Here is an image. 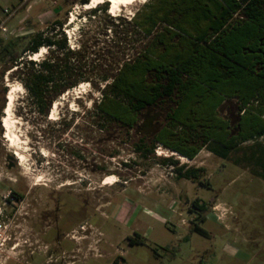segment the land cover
<instances>
[{
	"label": "rangeland",
	"instance_id": "rangeland-1",
	"mask_svg": "<svg viewBox=\"0 0 264 264\" xmlns=\"http://www.w3.org/2000/svg\"><path fill=\"white\" fill-rule=\"evenodd\" d=\"M148 1L114 14L109 4L108 14L132 19ZM19 5L2 37L48 31L55 20L65 24L75 5L81 15L68 29L80 27L74 30L80 46L84 32L98 24L80 0H0V19L2 10ZM1 65L0 105L5 99L7 107L15 91L10 117L16 142L5 137L4 110L0 264H264V162L254 149L229 159L203 149L188 160L159 144L143 158L129 136L97 126L92 111L101 95L91 85L59 97L43 118L24 108L27 93L10 73L15 68L2 74ZM168 157L178 165L163 164ZM181 166L204 171L195 180L180 178L175 169ZM110 176L117 182L104 184ZM136 234L142 242L130 245Z\"/></svg>",
	"mask_w": 264,
	"mask_h": 264
},
{
	"label": "trees",
	"instance_id": "trees-1",
	"mask_svg": "<svg viewBox=\"0 0 264 264\" xmlns=\"http://www.w3.org/2000/svg\"><path fill=\"white\" fill-rule=\"evenodd\" d=\"M108 10L104 3L87 11L98 24L84 32L78 50L69 48L60 20L48 31L0 35L2 74L15 68L10 73L27 93L24 108L46 118L59 97L87 83L101 95L92 111L97 126L129 136L143 158L160 144L190 160L203 148L222 159L249 148L264 162V0H149L132 19ZM42 47V59L28 58ZM165 100L174 107L160 136L150 144L135 137L142 112ZM230 100L241 115L233 127L219 112ZM5 107L4 99L0 122ZM162 162L178 165L171 157ZM184 169L176 168L177 176L192 180L203 171ZM141 242L137 234L129 239Z\"/></svg>",
	"mask_w": 264,
	"mask_h": 264
},
{
	"label": "flooded vegetation",
	"instance_id": "flooded-vegetation-1",
	"mask_svg": "<svg viewBox=\"0 0 264 264\" xmlns=\"http://www.w3.org/2000/svg\"><path fill=\"white\" fill-rule=\"evenodd\" d=\"M173 107H174L173 103L170 101H166V100L162 101V102H158V103L156 102L155 104L148 106L147 109L144 112H142L139 125L134 129L135 137L142 138L145 140L146 143L150 144L153 139L160 136L165 125L169 122V115L171 114V109ZM229 109H230V106H227L225 108V110H224L225 113H223V116L226 119V121L230 124ZM152 112H154V115L151 114ZM148 123H150V124H148ZM203 149H206V148H203ZM174 153H176V152H174ZM212 154H214V153H212ZM197 155L195 156V158L197 157ZM215 156L218 157L217 155H215ZM195 158H193L191 160H194ZM218 158H220V157H218ZM188 160H190V159H188ZM185 168H186V170H188V169H191L192 167L186 166ZM193 168L203 169V171H204L203 167H193Z\"/></svg>",
	"mask_w": 264,
	"mask_h": 264
},
{
	"label": "bare ground",
	"instance_id": "bare-ground-1",
	"mask_svg": "<svg viewBox=\"0 0 264 264\" xmlns=\"http://www.w3.org/2000/svg\"><path fill=\"white\" fill-rule=\"evenodd\" d=\"M134 1L137 0H90V3L85 4L84 9H92L97 7L100 4H104V3H109L110 4V13L114 14L117 12V10L120 7H124L125 5H130L132 4ZM74 19V18H73ZM46 51L45 50H41L40 52L36 53L35 56H33L32 58L35 59L36 57L44 54ZM83 84H81L80 86H82ZM14 88L10 90L9 94H8V104L7 107L5 109V114L6 116L3 118V123H4V128H5V137L12 142L13 144L16 142V136L15 134L12 132L13 131V123L11 121V115H10V111H11V107L13 105V93H14ZM55 108V107H54ZM12 114V112H11ZM53 114V113H52ZM11 116V117H10ZM17 155L23 159L24 157L21 156V154L17 152ZM115 178V177H114ZM117 182V180H114L110 177H107V179L104 181V184L106 185H113Z\"/></svg>",
	"mask_w": 264,
	"mask_h": 264
},
{
	"label": "built area",
	"instance_id": "built-area-1",
	"mask_svg": "<svg viewBox=\"0 0 264 264\" xmlns=\"http://www.w3.org/2000/svg\"><path fill=\"white\" fill-rule=\"evenodd\" d=\"M46 1H53V0H46ZM20 6L21 5L15 6V7L11 8V9L6 8V9L2 10L3 18L0 19V31L7 32L6 24L10 20V18H12L19 11ZM84 7H85V5H81V8L83 10H87V9H84ZM77 10H79L78 9V5H75L74 11H71L69 13L68 21L63 25V28H62V31L64 32V34L67 37L68 46H69V48L71 50H78V49H80V42H78V39L76 38V33L74 32L75 29L79 30L80 27L72 28L71 31L68 29V27L71 26V25H73L75 23V21L78 19V17L81 15L80 13H78ZM77 30H76V32H78ZM42 49L46 51L45 53H47L48 47H42L40 49V51ZM33 56H35V54L29 56L28 58L29 59H32ZM33 60H35V59H33ZM173 154H175V153H173Z\"/></svg>",
	"mask_w": 264,
	"mask_h": 264
},
{
	"label": "water",
	"instance_id": "water-1",
	"mask_svg": "<svg viewBox=\"0 0 264 264\" xmlns=\"http://www.w3.org/2000/svg\"><path fill=\"white\" fill-rule=\"evenodd\" d=\"M227 106H230V109H229V119L231 121V127L235 126L237 123L240 122L241 120V115L238 114V106L235 104V101L234 100H230V101H227L225 102L220 108H219V112L220 114L222 115L224 109L227 107ZM234 134H236V132H234Z\"/></svg>",
	"mask_w": 264,
	"mask_h": 264
}]
</instances>
